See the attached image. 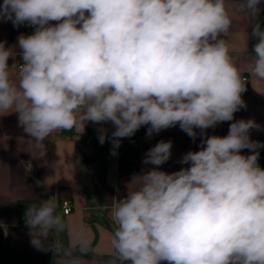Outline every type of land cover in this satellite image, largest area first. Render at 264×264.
<instances>
[{"label": "clouds", "instance_id": "clouds-1", "mask_svg": "<svg viewBox=\"0 0 264 264\" xmlns=\"http://www.w3.org/2000/svg\"><path fill=\"white\" fill-rule=\"evenodd\" d=\"M261 10V0H3L0 20L35 31L15 47L0 42V116L17 113L40 155L46 138L83 133L88 122L115 126L114 155L119 138L145 125L149 137L178 124L195 139V129L233 121L246 108L230 33L235 11ZM251 36L257 42L246 56L264 80L260 23ZM17 55L22 62L10 66ZM259 128L240 119L226 136H207L201 150L187 152L180 163L189 167L134 176L111 208L107 264H264V144L250 138ZM171 149V140L159 141L144 163L164 164ZM57 206L49 198L27 209L32 246L61 256L56 264H90V235L69 228ZM66 230L67 247L59 235Z\"/></svg>", "mask_w": 264, "mask_h": 264}, {"label": "crops", "instance_id": "crops-1", "mask_svg": "<svg viewBox=\"0 0 264 264\" xmlns=\"http://www.w3.org/2000/svg\"><path fill=\"white\" fill-rule=\"evenodd\" d=\"M2 4L3 0H0ZM261 9L257 17L235 11L230 33L233 53L247 77L246 91L242 93L246 108L234 113L233 121L219 123L204 132L195 129V139L181 130L178 124L153 133L151 137L147 135L149 126H141L139 129L146 131L139 139L137 159L121 161L117 153H96L92 139L77 151L75 141L64 137L62 132L43 141V155H40L34 138L19 125L17 113L0 116V252L6 248L23 252L30 256L27 264H56V260L62 259L51 250L42 251L33 247L28 226L20 224L21 215L32 204L53 198L58 201L57 213L65 218L69 228L79 225L90 235L93 249L88 257L90 264H107L111 258L108 238L114 227L111 208L117 200L127 196L128 185L134 176L153 168L170 174L189 167L190 164L180 163L187 152L201 150V142L207 136H226L230 124L240 119H252L260 125L259 129L250 131V138L264 144V80L254 76L246 56V51L254 54L251 31L259 19H264V0H261ZM50 23L54 25L57 22ZM34 31L35 27L31 28L27 23L14 27L11 21L0 20V42H5L6 47H15L21 34L27 36ZM21 62L19 55L15 60L9 59L10 66ZM101 129L106 130V134H112L115 126L111 122H88L84 132L76 134L81 136L90 131L101 134ZM161 140L172 141L170 159L160 166L145 164L146 153ZM258 151V163L264 168V147ZM241 154L252 153L249 149H242ZM67 197L75 203V210L69 216L61 211V201ZM59 235L67 247L71 241L69 231Z\"/></svg>", "mask_w": 264, "mask_h": 264}, {"label": "trees", "instance_id": "trees-1", "mask_svg": "<svg viewBox=\"0 0 264 264\" xmlns=\"http://www.w3.org/2000/svg\"><path fill=\"white\" fill-rule=\"evenodd\" d=\"M258 23L264 28V19H259ZM256 38L253 37L252 48L256 43ZM146 130L139 129L137 133L131 137L119 138L120 146L115 149V153L121 161H134L139 155V139L140 136L145 133ZM99 135L93 131L88 132L85 135L78 136L74 130L64 131L63 136L69 139H73L76 143L77 151L83 149L92 139V145L98 154L113 153V138L112 134H106V140L101 145L99 142ZM30 258L27 254L6 248L0 252V263L1 264H27L26 260ZM161 264H168L167 261H162Z\"/></svg>", "mask_w": 264, "mask_h": 264}, {"label": "built area", "instance_id": "built-area-1", "mask_svg": "<svg viewBox=\"0 0 264 264\" xmlns=\"http://www.w3.org/2000/svg\"><path fill=\"white\" fill-rule=\"evenodd\" d=\"M35 26H31V28H34ZM246 80H247V77H245ZM190 151H195V150H190ZM75 210V203H74V200L71 198V197H67V198H64L62 201H61V211L63 213V215L65 216H69L73 213V211ZM25 214L24 213L23 215H21L20 217V224L22 226H27L26 223H25Z\"/></svg>", "mask_w": 264, "mask_h": 264}]
</instances>
